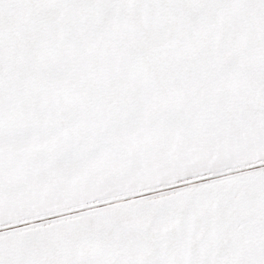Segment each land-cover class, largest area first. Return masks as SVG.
I'll list each match as a JSON object with an SVG mask.
<instances>
[{
	"label": "snow or ice",
	"instance_id": "obj_1",
	"mask_svg": "<svg viewBox=\"0 0 264 264\" xmlns=\"http://www.w3.org/2000/svg\"><path fill=\"white\" fill-rule=\"evenodd\" d=\"M0 264H264V0H0Z\"/></svg>",
	"mask_w": 264,
	"mask_h": 264
}]
</instances>
